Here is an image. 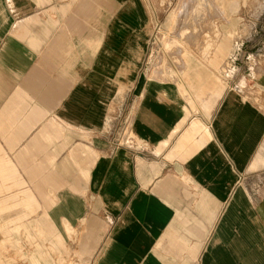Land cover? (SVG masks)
Returning <instances> with one entry per match:
<instances>
[{
    "label": "crops",
    "instance_id": "crops-1",
    "mask_svg": "<svg viewBox=\"0 0 264 264\" xmlns=\"http://www.w3.org/2000/svg\"><path fill=\"white\" fill-rule=\"evenodd\" d=\"M150 5L0 0V233L34 235L5 264H264V71L146 76ZM231 36L196 49L218 67Z\"/></svg>",
    "mask_w": 264,
    "mask_h": 264
},
{
    "label": "rangeland",
    "instance_id": "rangeland-1",
    "mask_svg": "<svg viewBox=\"0 0 264 264\" xmlns=\"http://www.w3.org/2000/svg\"><path fill=\"white\" fill-rule=\"evenodd\" d=\"M150 1L151 5L148 6L147 10V21L150 24L149 39L144 59V67H147L146 76L151 58L155 62L163 60L166 65L170 64L166 53L169 54L171 60H174L172 61V64L175 65L173 70L181 71L180 75H176L174 72L168 77L177 84L183 83V80L186 82L188 80L187 75L183 72L186 56L190 62L203 64V66H198L202 69L203 74L211 75L206 76L207 79H217L222 85L226 83L227 66L232 61L234 64H236L235 62L243 65L249 64L259 72L264 71V0H238L237 9L228 18L216 6V2H213L215 7L202 8L197 4L199 0ZM182 30L186 31L182 33ZM202 32L209 34L212 43H215L223 34L230 32L232 34L231 52L223 57L218 67H212L208 64L212 48L205 53L196 49L198 38L202 37ZM169 38H173L174 42L170 43ZM247 55L249 56L247 57ZM194 57L196 60L193 59ZM231 57L234 59L231 60ZM206 81L204 79L201 82L203 87L199 90V99L213 93ZM243 86L251 95L260 96L258 90H254L247 84ZM125 124L119 129L117 142H123L127 133L130 132L128 123ZM11 236L19 239V245L16 249L10 240ZM26 243L29 252L32 250L34 241L33 238L29 239L27 234L0 233V264L13 262L19 258L24 259L25 254L21 253L25 251ZM26 255L28 260L32 258L30 255Z\"/></svg>",
    "mask_w": 264,
    "mask_h": 264
},
{
    "label": "built area",
    "instance_id": "built-area-1",
    "mask_svg": "<svg viewBox=\"0 0 264 264\" xmlns=\"http://www.w3.org/2000/svg\"><path fill=\"white\" fill-rule=\"evenodd\" d=\"M230 59L232 60V59H234V57H233V58L231 57ZM128 138H129V136L126 135L125 140H126V139L128 140ZM125 140H124V141H125ZM127 140H126V141H127ZM116 142H117V141H116ZM117 143H119V142H117Z\"/></svg>",
    "mask_w": 264,
    "mask_h": 264
},
{
    "label": "bare ground",
    "instance_id": "bare-ground-1",
    "mask_svg": "<svg viewBox=\"0 0 264 264\" xmlns=\"http://www.w3.org/2000/svg\"><path fill=\"white\" fill-rule=\"evenodd\" d=\"M27 236H34V235H27Z\"/></svg>",
    "mask_w": 264,
    "mask_h": 264
}]
</instances>
